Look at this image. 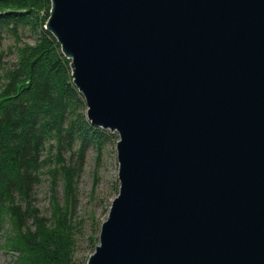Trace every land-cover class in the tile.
Segmentation results:
<instances>
[{
  "label": "water",
  "instance_id": "obj_1",
  "mask_svg": "<svg viewBox=\"0 0 264 264\" xmlns=\"http://www.w3.org/2000/svg\"><path fill=\"white\" fill-rule=\"evenodd\" d=\"M119 192L87 264H264V0H51Z\"/></svg>",
  "mask_w": 264,
  "mask_h": 264
},
{
  "label": "trees",
  "instance_id": "obj_2",
  "mask_svg": "<svg viewBox=\"0 0 264 264\" xmlns=\"http://www.w3.org/2000/svg\"><path fill=\"white\" fill-rule=\"evenodd\" d=\"M50 9L51 0H0V249L17 253L9 264H87L83 245L95 251L103 222L81 213L79 180L88 151L100 159L111 134L86 117L71 59L45 28Z\"/></svg>",
  "mask_w": 264,
  "mask_h": 264
},
{
  "label": "rangeland",
  "instance_id": "obj_3",
  "mask_svg": "<svg viewBox=\"0 0 264 264\" xmlns=\"http://www.w3.org/2000/svg\"><path fill=\"white\" fill-rule=\"evenodd\" d=\"M34 37V34L29 29L23 30V39L25 41L33 43ZM12 43L13 38L10 37L5 41V49L9 59L16 57L15 53L9 48ZM106 130L111 134V140L104 146L100 159L97 158V152L93 148L88 151L84 170L79 180L81 213L90 217L91 213L94 212L96 219L101 221L107 218L110 204L112 199L118 194L120 185L118 178L119 161L116 148L119 135L116 131ZM95 182L97 185L96 189H94ZM60 189L62 190V186H60ZM37 202L44 212L47 211L49 207V192L46 183L40 187ZM86 245H83V250H85L86 255H89L92 253L93 248H86ZM16 256V252H6L0 249V264H9L15 260Z\"/></svg>",
  "mask_w": 264,
  "mask_h": 264
}]
</instances>
